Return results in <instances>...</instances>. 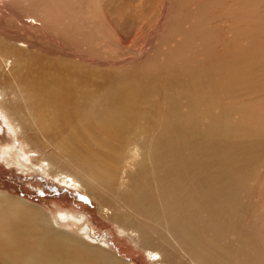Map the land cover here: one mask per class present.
<instances>
[{
	"label": "bare ground",
	"instance_id": "bare-ground-1",
	"mask_svg": "<svg viewBox=\"0 0 264 264\" xmlns=\"http://www.w3.org/2000/svg\"><path fill=\"white\" fill-rule=\"evenodd\" d=\"M156 4L151 22L125 0H0V122L20 140L0 158L73 190L109 191L110 160L135 142L118 198L157 236L137 228L136 244L165 264L162 234L195 264H264V0ZM126 22L138 47L101 55L94 41ZM18 89L23 113L9 105ZM52 221L0 192V264H122L100 254L83 216ZM71 223L78 235L56 226Z\"/></svg>",
	"mask_w": 264,
	"mask_h": 264
},
{
	"label": "rangeland",
	"instance_id": "rangeland-1",
	"mask_svg": "<svg viewBox=\"0 0 264 264\" xmlns=\"http://www.w3.org/2000/svg\"><path fill=\"white\" fill-rule=\"evenodd\" d=\"M157 2L158 0H125L127 5L130 4L133 14H137L136 16H145V18H148L151 22L155 21V17L152 14L155 7H158L156 4ZM125 9H127V6ZM141 18L139 17L138 20H143V18ZM2 21L4 26L5 21L3 19ZM135 25L136 23L133 27L131 25L128 26V22H126L120 30H118L119 32L111 38L112 41L110 38H108L110 41L98 38L96 42L94 41V45L98 48L99 52L101 51V55H119L118 58L120 59L122 58V56H120L121 54L129 52L130 49L137 48L139 45V42L136 40L138 26ZM8 27L12 31V24L8 25ZM8 35L13 36L10 33H8ZM36 40L39 45L40 41L43 40V35L40 33L36 34ZM3 44L2 40L1 46H3ZM8 96L9 100L12 99V103H9L10 107L15 111L23 113L24 104L21 101L23 98L21 90L18 89L15 91V94L12 91H8ZM8 130L7 126L0 122V151L2 146H6L11 142H14L16 146L18 145L17 142H20L16 137H14L13 140V133ZM27 135L38 140L45 154L51 155L56 160L59 159V157L56 156V144L50 141V138L48 139L47 137V139H45L41 137L39 132L35 129L30 131ZM19 146L21 147L20 144ZM135 147H137L135 142L128 144L125 147V151L123 150L121 157L116 156L110 160L113 169L117 170L118 175L113 179L112 187L109 191L103 187H97L98 189L93 188L91 192L88 190L85 191V189L73 190L59 184L57 181H52L39 174L31 173L24 168L18 169L13 167L14 165L11 164L10 158L7 157V161H3V159L0 158V192L6 193L11 197L19 198L28 205L34 206L42 214L49 217L50 222H53L52 219L54 220L56 213L59 211L83 216L88 226H90L91 238L97 242L101 241L95 245L102 250L100 254L115 258L117 259L116 262L121 261L122 264H165L155 260V255H148L143 245L140 246L132 240L130 234L133 232L135 233L137 228L148 231L152 238H156L157 236L145 228L140 223L141 221L135 217L134 214L130 213L128 208L124 206L118 198V195L124 194L122 192L123 190H130V186L126 183H128L130 172L136 161L131 157V152ZM96 148L97 147L94 146V149ZM7 162L10 164H7ZM57 169L59 170L58 167L56 169L54 168L55 171ZM169 209L171 210L172 208L169 207ZM260 211L264 216V208ZM56 226L59 227L60 230L63 229L73 235H78L80 231V226L77 223H71V225L67 227L62 225ZM261 228L264 232V225ZM79 236L87 240L84 235ZM162 236L167 241L169 240L166 235L162 234ZM261 238H264V236ZM167 241L160 244L169 246L170 248L168 251L169 264H195L186 259L181 252L175 251ZM156 243H154V246L157 247L158 244Z\"/></svg>",
	"mask_w": 264,
	"mask_h": 264
}]
</instances>
